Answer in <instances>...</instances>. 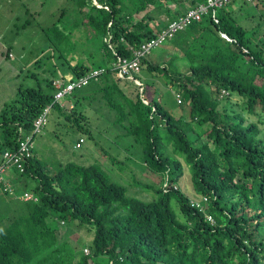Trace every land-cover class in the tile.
<instances>
[{
    "label": "trees",
    "instance_id": "16d2710c",
    "mask_svg": "<svg viewBox=\"0 0 264 264\" xmlns=\"http://www.w3.org/2000/svg\"><path fill=\"white\" fill-rule=\"evenodd\" d=\"M70 1L43 34L63 75L101 72L66 97H76L73 108L71 99L53 107L70 126L91 133L78 104L99 94L163 183H139L154 191L152 200L130 197L100 164L68 162L53 169L38 159L34 146L21 161L23 171L12 165L6 174L11 181L10 169L19 173V183L11 182L17 195L30 191L39 200H21L0 181V264H264V0H230L212 8L161 44L160 61L151 54L161 45L153 48L140 61L139 87L119 75L117 61L134 58L143 43L208 0ZM36 13L24 7L25 16ZM30 24L27 18L19 27ZM11 44L2 53L6 59ZM80 54L89 60L77 61ZM179 57L186 60L185 71L175 63ZM143 75L170 84L188 115L167 109L158 96L163 88ZM57 78L20 85L17 98L0 112V166L3 152L16 151L52 103ZM182 159L198 199L174 188L184 172ZM203 197L205 211L191 202ZM74 227L86 230L85 244L64 237Z\"/></svg>",
    "mask_w": 264,
    "mask_h": 264
},
{
    "label": "rangeland",
    "instance_id": "374dc122",
    "mask_svg": "<svg viewBox=\"0 0 264 264\" xmlns=\"http://www.w3.org/2000/svg\"><path fill=\"white\" fill-rule=\"evenodd\" d=\"M25 4L31 13L38 11L37 15L34 14V17L25 16ZM70 4V0H0V53L7 51L6 47L10 42L12 43L10 46L13 48L10 50L13 56L9 53L10 58L6 59L5 54L0 56V112L17 98L20 85L37 86L47 76L61 77L60 79L71 77V74L63 75L61 67L58 66L60 60L53 56L54 50L49 46L42 31L43 27L52 25L61 10L68 8ZM27 18L31 20V24L26 28H20L19 26ZM160 18L164 21L168 20L165 13H162ZM71 19H74V15H71ZM74 34L76 39L81 36L79 30H76ZM163 49L164 45H161L152 52L153 61H160V52ZM76 58L77 61L85 60L86 62L89 60L88 57L81 54ZM37 61L39 62L37 63ZM175 63L180 70H186V60L183 57L176 58ZM139 72L137 76L135 73L132 74H135V79L128 78L129 86L139 87L143 83L142 79L139 80ZM33 73H36L37 76H32ZM143 77L148 82L154 80L158 88H163L158 96L164 100L167 109H170L174 115H188L187 107L176 103L177 92L171 89L170 84L166 85L158 77H154L155 79L147 78L146 75ZM127 87L125 88L128 89ZM154 92L156 93L155 88H151V93ZM152 94L150 96H153ZM131 96L136 97L133 92ZM70 99L73 104L68 106L72 108L76 97L67 99L65 97L62 101ZM94 99L92 103L84 101L78 104V109L83 110L88 116L87 127L90 126L91 133L82 132L70 126L69 122L59 115L58 110L52 107L47 124L34 138L36 156L53 169L59 164L68 162L82 165L98 163L107 172L112 182L126 187L128 196L146 201L152 200L155 196L154 191L148 190L140 184L159 187L163 180H160L159 176L144 164L139 154L140 147L133 145V136H124V129L117 120V111L106 104L99 94L94 96ZM237 99V96L233 97V100ZM80 138H83L84 142L80 147H76ZM103 149L107 150L109 156L104 153ZM111 155L116 156L117 159L112 158ZM183 163L184 172L176 184L186 196L198 199L200 196L195 191L191 169L185 161ZM29 187H34V185L31 184ZM3 197L13 203L8 197ZM172 205L180 213L176 199L172 200ZM85 231V229L81 231L74 227L70 231L68 230L64 237L71 242L80 238L81 242L85 244ZM59 235L62 236L61 231ZM85 249H87L85 253L90 252L88 247Z\"/></svg>",
    "mask_w": 264,
    "mask_h": 264
},
{
    "label": "built area",
    "instance_id": "2783aa9c",
    "mask_svg": "<svg viewBox=\"0 0 264 264\" xmlns=\"http://www.w3.org/2000/svg\"><path fill=\"white\" fill-rule=\"evenodd\" d=\"M230 0H208L206 3H201L195 8L187 10L184 14L180 15L177 19L173 20L168 27L163 29L156 37L143 43L141 47L134 52V58H120L115 64V68H118L119 75L122 78H132L135 79V74L140 71V61L142 57L149 54L153 48L160 46L164 41L170 39L176 35L177 32L184 30L196 21H201L203 16L211 11L212 8H217L223 6ZM216 13V12H214ZM101 72V69L94 70L92 73L85 75L80 78H74L70 75V78L62 79L57 78L54 80L55 93L52 103L47 105L43 112L34 120V127L31 134L20 141L19 147L16 151L5 150L3 152L4 163L0 166V181L4 182L5 188L15 197L24 201H38L39 198L33 192L25 191L21 195L16 194V189L7 179L6 174L7 169L12 165H17L21 171H23V161L24 156L32 155V148L34 147L33 136L42 131L48 122V115L54 105V103H59L61 106H65L66 103L62 101L63 98L71 95L76 89L87 85L90 78L96 77ZM135 73L134 75H132ZM176 99L180 103L182 101V96L180 93H176ZM72 105V104H69ZM74 107V106H73ZM72 107V108H73ZM71 108V107H70ZM84 142L83 138L76 143V147H80ZM174 188L178 189L179 186L174 184ZM207 201V197H203L201 200H191L192 205L199 208L201 211H205L204 203ZM207 219L214 221L211 215H207ZM87 251V249H85Z\"/></svg>",
    "mask_w": 264,
    "mask_h": 264
},
{
    "label": "crops",
    "instance_id": "0c3cea01",
    "mask_svg": "<svg viewBox=\"0 0 264 264\" xmlns=\"http://www.w3.org/2000/svg\"><path fill=\"white\" fill-rule=\"evenodd\" d=\"M13 50V49H12ZM3 53V52H2ZM2 53H0V56L2 55L3 56V54ZM12 56H13V54L12 53H10ZM5 57V56H4ZM59 118V117H58ZM33 142H34V140H33ZM9 175L11 176V182H13L14 184H17V183H19V180H20V175H19V173L16 171V170H14V169H10V171H9ZM18 180V181H17ZM33 182H31V184H32ZM30 184V185H31Z\"/></svg>",
    "mask_w": 264,
    "mask_h": 264
},
{
    "label": "clouds",
    "instance_id": "9594fccd",
    "mask_svg": "<svg viewBox=\"0 0 264 264\" xmlns=\"http://www.w3.org/2000/svg\"><path fill=\"white\" fill-rule=\"evenodd\" d=\"M86 254H88V253H86Z\"/></svg>",
    "mask_w": 264,
    "mask_h": 264
}]
</instances>
